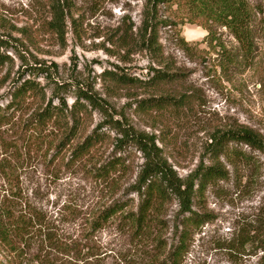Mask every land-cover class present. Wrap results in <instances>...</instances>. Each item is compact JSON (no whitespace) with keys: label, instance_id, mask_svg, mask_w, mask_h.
<instances>
[{"label":"rangeland","instance_id":"obj_1","mask_svg":"<svg viewBox=\"0 0 264 264\" xmlns=\"http://www.w3.org/2000/svg\"><path fill=\"white\" fill-rule=\"evenodd\" d=\"M60 1L65 7V21L62 34L57 35L49 26L51 0H0V18L7 26L3 34L0 30L3 37L29 61L35 57L56 65L51 75L54 81L41 74L35 76L47 98L54 82L64 84L60 96L68 106L74 101V87H92L106 101L113 120L154 135L162 155L180 177H186L201 161L209 163L207 150L215 129L247 125L264 134L261 33L255 34L254 58L244 60L243 50L230 31L209 24L217 41L238 54L236 65L223 73L217 49L208 43V31L200 25L201 19L191 23L184 12L161 5L158 18L171 24L157 30L158 64L138 37L144 0ZM248 1L264 9V0ZM23 31L30 32L32 46ZM14 49H0L9 57L0 65V106L9 102L13 80L23 67ZM166 66L177 70L171 82L143 86L117 80L121 74L147 80L152 69ZM22 75L28 78L30 74L23 70ZM160 96L165 101L159 106L140 104L141 99ZM52 101L58 103L55 97ZM105 121L102 112L91 110L88 131L101 124L99 131L108 135L95 157L106 160L119 156L125 160L127 170L117 176L120 188L113 197L132 199L136 208V193L125 194L123 190L136 180L142 153L133 145L118 148L115 139L120 136L103 124ZM49 131L48 127L42 136L27 143L16 126H1L0 198L12 193L15 199L43 213L54 242L42 241L43 236L34 231L30 244H21L18 251H8L0 244V264H152L164 259L170 247L178 243L185 224V218L177 216V200L170 198L153 213L144 234H132L119 219L91 232V216L110 203L112 190L93 176L89 166L95 158L91 163L89 158L68 162L67 148L60 152L53 144L50 148ZM259 156L260 167L249 182L244 176L247 169L236 171L221 157L229 178L208 184L193 198V211L205 214L208 220L188 232L187 248L179 264H262V252L255 244L230 249L238 227L256 226L254 220H262L264 156Z\"/></svg>","mask_w":264,"mask_h":264},{"label":"trees","instance_id":"obj_2","mask_svg":"<svg viewBox=\"0 0 264 264\" xmlns=\"http://www.w3.org/2000/svg\"><path fill=\"white\" fill-rule=\"evenodd\" d=\"M161 5L167 8L175 7L176 11L184 12L191 23L196 22L198 18L201 19L200 25L208 31L206 35L208 43L217 49L218 66L223 73L228 72L231 65H236L238 54L227 51L225 46L217 41L209 24L225 27L230 31L243 50V54L240 55L244 60L251 61L254 58L253 53L257 47L256 32L262 34L261 38L264 42V9L259 4L252 5L248 0H144L142 25L139 27L138 37L140 44L158 60V64L161 54L156 40L157 30L160 26L171 24L168 20L158 18V9ZM64 17L63 3L60 0H51L49 26L57 35L63 32ZM6 27L4 20L0 18L2 34ZM2 34L0 33V49L14 47L22 60L23 67L13 80L14 87L9 94L11 97L9 102L5 106H0V129L4 124L10 128L16 126L19 136L29 143L32 138L38 139L42 136L49 127L52 135L49 139L50 148L52 144L56 152L67 148L68 162L75 163L89 158L91 163L95 158L89 166L90 170L96 179L112 190L110 192L112 198L110 203L97 208L92 214L89 222L91 232L98 230L109 221L119 219L132 234H144L153 219V213L174 197L179 207L177 216H183L185 224L180 232L178 243L170 247L164 259L152 264H179V258L187 248L188 232L199 228L208 220L205 214L193 211V198L201 194L208 184L229 178V171L221 157L224 156L236 171L241 168L247 169L249 172L244 176L248 182L257 174L260 167L259 155L264 156V134L247 125H236L226 129H215L207 150L209 163L204 164L201 161L186 177H180L162 155L161 149L155 143L154 135L138 131L122 121L113 120L106 101L92 87L87 86L86 89L74 87L76 89L74 101L68 106L65 99L60 96L64 84L54 82L55 88L51 96L47 98L44 87L35 79V76L41 74L50 81L51 75L56 71V65L37 60L35 57L29 61L21 50ZM23 34L32 46L34 42L30 32L23 31ZM180 40L186 44L183 38ZM22 46L25 47L24 44ZM8 58L0 52V65L4 64ZM23 70L29 72L28 78L23 77ZM150 74L151 77L147 80L128 77L126 74H121L117 80L123 83L156 86L171 82L174 75H177V70L166 66L152 69ZM52 80L54 81V78ZM53 97L58 100L57 104H53ZM164 101L162 96L147 97L141 99L140 104L159 106ZM173 101L176 100L173 99ZM94 109L104 114L106 121L103 124H108L120 136L115 139L118 148L123 145H133L142 153L143 162L136 180L123 190L125 194L136 193V208L132 207L134 203L132 199L113 197L120 188L117 176L127 170L125 160L119 156H111L106 160L95 157L97 151L108 140V135L99 131L101 124L88 131L91 110ZM243 147L248 148L249 152ZM186 214L188 215L184 217ZM260 217L262 220H254L256 226L238 227L230 249L235 251L236 247L246 248L247 245L255 244L256 248L262 252L261 260L264 264V213ZM47 222L43 213L36 211L27 202L15 199L12 193H6L0 198V244L8 251H18L21 244L29 245L30 234L34 231L43 236L42 241L54 242Z\"/></svg>","mask_w":264,"mask_h":264}]
</instances>
